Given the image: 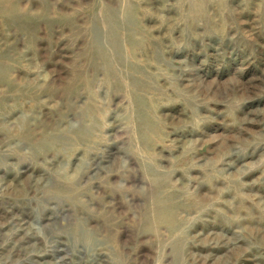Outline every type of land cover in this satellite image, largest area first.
<instances>
[{
	"label": "rangeland",
	"instance_id": "374dc122",
	"mask_svg": "<svg viewBox=\"0 0 264 264\" xmlns=\"http://www.w3.org/2000/svg\"><path fill=\"white\" fill-rule=\"evenodd\" d=\"M0 264H264V0H0Z\"/></svg>",
	"mask_w": 264,
	"mask_h": 264
},
{
	"label": "bare ground",
	"instance_id": "6f19581e",
	"mask_svg": "<svg viewBox=\"0 0 264 264\" xmlns=\"http://www.w3.org/2000/svg\"><path fill=\"white\" fill-rule=\"evenodd\" d=\"M172 210L171 208H166V205H164V207H158L157 211H156V219L158 218L159 221L161 222H167V220H169L168 218L172 217ZM157 219V220H158ZM172 223V222H171Z\"/></svg>",
	"mask_w": 264,
	"mask_h": 264
}]
</instances>
